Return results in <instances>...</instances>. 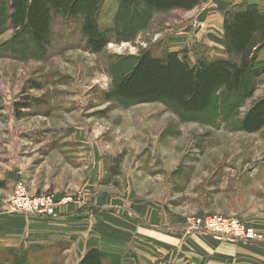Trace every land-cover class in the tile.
Masks as SVG:
<instances>
[{
    "label": "rangeland",
    "instance_id": "rangeland-1",
    "mask_svg": "<svg viewBox=\"0 0 264 264\" xmlns=\"http://www.w3.org/2000/svg\"><path fill=\"white\" fill-rule=\"evenodd\" d=\"M119 3L104 0L102 30L113 27ZM212 9L209 0L191 10L140 6L148 24L100 53L86 50L73 23L55 20L52 46L40 53L0 19V264H80L91 249L101 264H134L129 246L124 262L107 252L122 251L137 232L197 236L188 222L214 214L264 236V127L239 128L264 99V78L253 98L221 91L198 113L162 99L108 97L144 51L186 50L193 62L220 56ZM18 185L30 199L68 203L53 217L13 212Z\"/></svg>",
    "mask_w": 264,
    "mask_h": 264
},
{
    "label": "trees",
    "instance_id": "trees-1",
    "mask_svg": "<svg viewBox=\"0 0 264 264\" xmlns=\"http://www.w3.org/2000/svg\"><path fill=\"white\" fill-rule=\"evenodd\" d=\"M103 2L7 0V11L0 10V19L19 39L27 37L40 53L52 46L55 20L73 23L86 50L100 53L109 43L134 40L141 27L148 24L140 6L163 12L191 10L200 4V0H120L113 27L102 30L99 19ZM223 38L227 58L203 56L193 62L186 50L168 51L161 57L142 52L130 71L120 74L108 97L133 102L162 99L193 113L206 110L221 91L242 101L253 98L264 76V64L258 61L259 51L264 48V16L253 5L228 9ZM263 127L264 99H260L239 120V128L255 133ZM102 258L99 250L91 249L80 264H101Z\"/></svg>",
    "mask_w": 264,
    "mask_h": 264
},
{
    "label": "crops",
    "instance_id": "crops-1",
    "mask_svg": "<svg viewBox=\"0 0 264 264\" xmlns=\"http://www.w3.org/2000/svg\"><path fill=\"white\" fill-rule=\"evenodd\" d=\"M209 1L214 8L210 15L215 16L220 34L217 38L220 39L221 51H219L220 56L216 58H227L223 38L225 12L236 6L253 5L264 16V0ZM258 61L264 64V48L259 51ZM262 86H264V82ZM175 229L177 228L159 231L163 234L157 232L140 234L137 232V235H133L132 242L124 245L122 251L107 253L116 254L124 262L126 254L130 255L126 253L129 246L128 250H132L131 259L134 264H264V241L245 244L198 235L189 236L181 230ZM171 230L179 231V233H170Z\"/></svg>",
    "mask_w": 264,
    "mask_h": 264
},
{
    "label": "built area",
    "instance_id": "built-area-1",
    "mask_svg": "<svg viewBox=\"0 0 264 264\" xmlns=\"http://www.w3.org/2000/svg\"><path fill=\"white\" fill-rule=\"evenodd\" d=\"M64 200V199H63ZM57 203L54 196L37 197L30 199L22 187L15 188L10 201L11 211L35 217L56 216L58 205H65L68 199ZM188 230L197 235L211 236L215 239H224L238 243H254L264 241V236L259 234L254 227L246 225L235 217L221 215H205L193 217L188 222Z\"/></svg>",
    "mask_w": 264,
    "mask_h": 264
}]
</instances>
